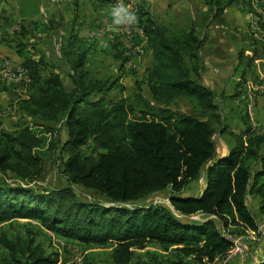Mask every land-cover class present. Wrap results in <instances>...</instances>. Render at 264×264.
Returning <instances> with one entry per match:
<instances>
[{"label":"trees","instance_id":"1","mask_svg":"<svg viewBox=\"0 0 264 264\" xmlns=\"http://www.w3.org/2000/svg\"><path fill=\"white\" fill-rule=\"evenodd\" d=\"M202 1L206 10L199 15V22L193 18L188 27L177 28L180 34L160 25L135 2L134 24L141 29L143 50L151 57L144 78L149 98L136 94L137 105L127 98L106 96L118 85L123 88L118 83L128 56L120 44L114 46L112 54L113 60H120V76L98 78L86 69L87 52L73 50L71 38L63 49L64 58L69 60L62 58L71 72L68 89L59 73L43 75L47 66L43 58H24L27 78L25 83L23 79L18 81L23 93L12 94V101L18 114L40 121L50 135L60 128L65 130L60 148L65 157L61 173L69 185L38 190L9 182L12 177L19 181L40 177L43 162L35 152L40 139L28 126L14 132L0 131V222L33 220L50 233L83 245L114 243V264H128L134 249L142 250L149 244L162 251L175 248L203 264H216L233 248L224 230L232 235L243 234L244 230L256 232L257 220L247 198L258 200V213L263 219L264 155L260 150L264 133L251 134L247 120L242 133L229 132L233 139L229 153L214 159V124H222L225 118L215 92L202 84L200 56L204 42L201 31L213 22L223 23L224 12L233 4L247 7L250 13V2ZM260 27L264 32V24ZM12 33L21 37L24 31L18 26ZM24 48V44H18V53ZM261 55L264 42L255 40L252 56L245 58V68L252 69ZM239 57L243 58V52ZM181 98L193 100L199 114L191 116L171 109L170 105ZM134 113L139 117L131 118ZM89 140L95 156L80 152ZM243 157L246 162L242 163ZM248 161L257 166L256 170L250 169ZM202 172L204 188L198 196L178 195L189 182L198 181ZM70 185L94 190L108 204L83 202ZM165 190L171 193L168 201L172 210L140 204ZM194 216L201 219L195 221ZM0 250L5 253L0 256V264L58 262L57 253L47 254L33 238L9 239L1 234ZM172 264L186 263L179 260Z\"/></svg>","mask_w":264,"mask_h":264},{"label":"rangeland","instance_id":"2","mask_svg":"<svg viewBox=\"0 0 264 264\" xmlns=\"http://www.w3.org/2000/svg\"><path fill=\"white\" fill-rule=\"evenodd\" d=\"M0 0V45L4 52H10L13 49L18 48V44H24L25 48L23 51V57L25 56H35L36 60L43 58L47 66L43 68V75L46 73L57 72L62 78L63 85L68 89L70 88V78H69V67L65 64V61L69 60L64 58L63 49L68 45V41L73 38L75 41V36L82 37L86 35L89 29L86 27V21L91 23L92 19H89V14L91 9L99 12L108 11L104 7L109 8V14H100L101 20H99V29L104 31L105 36L94 37V34L90 37L89 46V56L86 58V69L89 70L94 76L98 78H116L120 76V71L118 70L120 60H113L112 54H114V46L120 44V32L121 29L119 25L113 22V9L116 8L114 4L117 0ZM129 0L126 2L123 0L121 6L131 10V2ZM250 2L251 12L249 13L250 22L249 32L252 39H246V44H254V41L264 39V32L259 23V33H254L250 26H253L257 15V11L262 6V3L256 0H248ZM142 4L141 6L146 9V11L152 14V17L158 21L160 25L168 26L170 31L177 32L179 27H188L193 18H196L199 22V12L206 10L202 0H135ZM169 4L168 9L165 8L166 4ZM258 3L260 5H258ZM78 4V5H77ZM91 5V6H90ZM202 5V7H201ZM82 7V10H80ZM96 7V8H95ZM244 9V8H243ZM246 9H248L246 7ZM198 10V11H197ZM101 11V12H100ZM83 20L82 23L79 21ZM98 19L95 20V23ZM134 23V22H133ZM252 24V25H251ZM21 26L24 34L20 35L23 41L20 42L13 39L12 32L14 28ZM78 29H77V28ZM106 29H111L105 32ZM140 29V28H139ZM229 29V27H228ZM202 32V33H201ZM200 33L204 38L202 45V51L207 52L209 50L210 42H208L207 28L202 30ZM222 32H227V30L222 29ZM24 35V36H23ZM182 35V34H181ZM28 36V39H26ZM225 37L224 35H221ZM210 39V37H209ZM105 43L103 47L102 42ZM134 45L139 47L142 51L144 47V39L142 37L141 29L140 35L135 37ZM261 42V41H260ZM245 46V45H244ZM81 50H85L87 47L79 46ZM120 48L121 45H120ZM65 59L64 60H62ZM260 58V56H259ZM0 60L3 61V58ZM8 60V59H4ZM149 59L147 55L142 51L139 53L136 60V69L128 67L124 68V73L121 76L120 84L123 88L116 86L112 88L111 92H107L106 96L111 99H119L120 97L127 98L133 105H137L138 102L135 99L136 94H142L145 98H149V91L144 83L145 69L149 66ZM260 63V61H259ZM2 64V63H1ZM7 63L4 64V66ZM12 67V69H17L14 65L7 64ZM261 65V64H260ZM19 71H26L19 68ZM262 74V75H261ZM261 75L262 77H259ZM251 76H255L254 74ZM19 80L14 79L10 69H5V67H0V82L2 90H5L2 94L0 101V131L14 132L19 130L23 126L30 127L31 131L40 139V146L35 150V152L41 157L43 162V169L40 177L32 181H19L18 179H9L11 183L25 184L29 187L36 188L38 190H56L68 186L66 178L62 175V162L65 157L61 153V144L66 138V132L63 128L58 129V132L54 135H50L45 131V127H41V122L38 120H31L23 118L22 115L16 112V104L13 99L15 95H21L23 93ZM25 83V82H24ZM247 83V82H246ZM254 83L256 84V91L264 90V75H263V65L259 69L258 77L256 81L249 80L248 86H245L244 94L241 96L242 103H234L232 109L225 108V121L220 124H214L215 136L214 143L216 146V153L214 159L225 157L229 153L233 139L229 132L233 134H240L245 130V123L250 119L247 117L248 112V101L251 99V93L254 91ZM17 87L15 88V86ZM236 90V88H235ZM231 88L224 90L223 94H231ZM234 91V89H233ZM236 92L232 93L233 96ZM263 93H252L253 101H260L255 111V118L259 125L260 130L264 131V98L261 102V98L264 96ZM262 95V96H261ZM219 97V96H218ZM222 99V98H221ZM6 100V102H4ZM4 102V103H3ZM4 104L11 109L5 110ZM221 104V103H220ZM170 108L176 112L197 116L199 111L193 100H187L181 98L176 100L170 105ZM227 112H229L227 114ZM245 113V114H244ZM227 114V115H226ZM229 116V117H227ZM244 116V117H241ZM139 116L134 113L131 118H138ZM243 129V130H242ZM254 135L262 134V131L250 132ZM245 138V136H244ZM54 144V147L52 145ZM226 148V149H225ZM227 150V153L225 151ZM80 152L83 156L93 154L92 144L89 140L87 144L80 148ZM260 154L264 155V144L260 150ZM245 157H243L242 163L246 162ZM248 166L252 170H256L257 166L250 161H248ZM2 174H0V178ZM9 177V175H7ZM70 187L75 191L77 197L87 203L102 204L107 205V201L104 197L99 195L94 190L85 189L78 185H70ZM204 188V172L201 173V177L198 181L189 182L178 195L182 197H196L198 196ZM169 190H165L157 195H154L141 205H161L172 210L168 197L170 195ZM247 205L252 211L253 215L256 216L258 213V200L256 198L248 196ZM193 220L198 221L201 219L200 216L192 217ZM260 223H264V218L259 220ZM257 220V222H259ZM257 231V230H256ZM5 234L9 239H14L15 237H21L22 239L33 238L36 244L47 253H57L58 262L57 264H82L84 261H91L94 264H114L111 257V252L115 248L114 243H109L103 247L96 245H83L75 241H70L56 236L44 229L39 222L26 219H16L6 222H0V235ZM224 236L229 239H234L238 243L239 240H249L252 238V232L244 230L243 234L232 235L228 230H224ZM234 248H232L233 250ZM232 253V251H231ZM230 253V254H231ZM4 251L0 250V256H4ZM229 254V255H230ZM224 257L222 260L217 261L216 264H226V259L229 257ZM260 258V256H259ZM179 260H184L186 264H203L192 260V258L184 256L179 250L175 248H170L167 251H162L157 245L149 244L144 249H134L131 261L128 264H172Z\"/></svg>","mask_w":264,"mask_h":264},{"label":"crops","instance_id":"3","mask_svg":"<svg viewBox=\"0 0 264 264\" xmlns=\"http://www.w3.org/2000/svg\"><path fill=\"white\" fill-rule=\"evenodd\" d=\"M92 0L90 1V3ZM78 5V4H77ZM92 5V3H91ZM90 5V6H91ZM135 0L131 2V10L130 12L135 14ZM169 4L167 3L165 8L168 9ZM202 7V5H201ZM205 7V5H204ZM96 8V7H95ZM108 10V11H105ZM80 10H82V7H80ZM103 10L105 12H101L100 14H109V8L103 6ZM198 11V10H197ZM203 13L199 12V15ZM99 12L94 9H91L90 14H89V19L93 18V21L91 20V23L88 22L89 20L86 21V27L89 29L86 35H83L82 37L75 36V41H74V47L73 50H77L79 46L85 45L87 47L85 51L87 52L86 55L89 56V46L88 43L90 42V37L99 32L100 29L98 27L99 25V20H101V16ZM101 18V19H100ZM98 19V22L95 23V20ZM223 23H217L213 22L211 24L207 25V36H208V42H210L209 50L204 53V51H200V56L203 59V71H202V84L206 87H208L210 90L214 91L216 94V101L218 105L220 106V114L222 118H225V108H230L234 106V103H242L241 96L244 94L245 91V86H248L249 80L251 81H256L259 73V69H261L262 65H260L259 61L264 59V56L261 55L260 58L258 57L257 59L254 60L253 64L254 66L252 69L245 68L246 66V57H251L252 56V50H253V45L251 44H246V39H252L253 36L249 33V21H250V16L249 12L244 8H241L239 4H233L231 5L223 14L222 16ZM83 20H80L79 22L82 23ZM229 27V29H228ZM77 28V27H76ZM78 29V28H77ZM225 29L227 32H222L221 30ZM111 30V29H108ZM12 35H15L12 33ZM221 35H224L225 37H222ZM210 37V39H209ZM14 40H20L21 42L23 41L22 37H19L18 35L13 36ZM26 39H28V36H26ZM260 41L264 42V39H260ZM145 42V41H144ZM245 45V46H244ZM137 47V50L139 53L142 54V51L144 52L143 48L142 51L139 50V47ZM18 49H13L10 52H4L1 45H0V59L3 58V61L0 60V67L3 68L4 64H11L14 65V67H18L20 69L26 70L23 67V62L25 56L23 57V51L22 53L19 54ZM240 52H243V58L239 57ZM145 55H147V59H149V65L151 63V57L148 55V53L144 52ZM32 58H35V56H30ZM8 59V60H4ZM113 59V58H112ZM2 63V64H1ZM17 68V69H18ZM126 68V67H125ZM146 70V69H145ZM26 73L27 70H26ZM244 73V77H243ZM255 76H251V75ZM262 75V74H261ZM259 75V77H262ZM26 77L23 78L25 82ZM121 79V78H120ZM248 81V83H246ZM2 85L0 82V93H4L5 90H2ZM231 88V94L236 92L235 94L241 92L239 96H230L231 94H223L224 90H228ZM236 88V90H235ZM234 89V91H233ZM219 96V97H218ZM262 96V95H261ZM1 97L3 95H0V101ZM222 98V99H221ZM264 96L260 99L261 102L263 101L262 99ZM6 102V100H4ZM3 102V103H4ZM260 101H257V106L255 108V111L257 110V107L259 105ZM221 103V104H220ZM1 105V104H0ZM5 110L11 111L9 107H7L6 104H4ZM229 112H227L228 114ZM226 114V115H227ZM245 114V113H244ZM229 117V116H227ZM257 123V120H256ZM257 126L259 127L258 123ZM243 130V129H242ZM262 134L264 133L263 130ZM226 149V148H225ZM227 153V150L225 151L224 154ZM252 213V211H251ZM253 215V213H252ZM254 216V215H253ZM256 220H261L259 213H257L256 216H254ZM261 251H259V256H257V260L255 263H253L252 257L247 256V258L243 261H239L237 259H233L230 263L228 264H261L264 261V243L259 246Z\"/></svg>","mask_w":264,"mask_h":264},{"label":"built area","instance_id":"4","mask_svg":"<svg viewBox=\"0 0 264 264\" xmlns=\"http://www.w3.org/2000/svg\"><path fill=\"white\" fill-rule=\"evenodd\" d=\"M262 2V7H263V14H264V0H257ZM117 6H121L123 4V0H117L114 3ZM249 23H251L249 21ZM121 28L119 30L121 36H120V45L123 50L126 51V54L128 56V60L126 61V65L129 68H134L136 69L137 63L136 60L139 55V51L137 50V47L134 46V41L135 37L137 35H140V29L134 24V23H124L119 25ZM18 29V27L14 28ZM109 30L106 29L105 32H108ZM250 33V32H249ZM104 37V31H99L94 34V37ZM102 37V38H103ZM105 42L103 41V47H105ZM260 64L263 65V75H264V59L260 60ZM5 69H10V72L12 73V76L16 80H22L24 77H26L27 73L26 71H19L18 69H12L10 65H5ZM248 83V81H247ZM252 93H264L263 91H256V84L254 83V91ZM252 93H251V99L247 100L248 101V112H247V117L250 119L249 122V127H250V132H255V131H261L260 128L257 126L256 119L255 118V108H256V101L252 100ZM234 239H237L236 236H233ZM264 243V223L257 222V231L252 232V238H249V240H239L238 239V246L236 249L233 250L231 253L230 257L226 259V264L230 263L233 259H237L239 261H243L244 259L247 258V256L252 257L253 263L257 260V256H259V251L258 250L260 245Z\"/></svg>","mask_w":264,"mask_h":264},{"label":"clouds","instance_id":"5","mask_svg":"<svg viewBox=\"0 0 264 264\" xmlns=\"http://www.w3.org/2000/svg\"><path fill=\"white\" fill-rule=\"evenodd\" d=\"M113 22L116 25H121L124 23H133L136 21V16L134 13L128 11L127 8L123 6H117L113 9Z\"/></svg>","mask_w":264,"mask_h":264},{"label":"bare ground","instance_id":"6","mask_svg":"<svg viewBox=\"0 0 264 264\" xmlns=\"http://www.w3.org/2000/svg\"><path fill=\"white\" fill-rule=\"evenodd\" d=\"M257 1V0H256ZM258 2H260V4L262 3L261 1H258ZM259 3H258V5H260ZM257 15H259V17H257L256 18V20H255V22L253 23V26H250L251 28H252V31L254 32V33H259L260 32V30H259V23H261V24H264V14H263V7L260 5V8H259V10L257 11ZM252 23V22H251ZM252 25V24H251ZM260 34V33H259ZM231 240V242H232V244H233V248L234 249H236L237 248V246H238V243H237V241H235L234 239H230ZM233 249V250H234ZM233 250H232V252H233ZM231 255V254H230ZM230 255H229V257H230Z\"/></svg>","mask_w":264,"mask_h":264}]
</instances>
